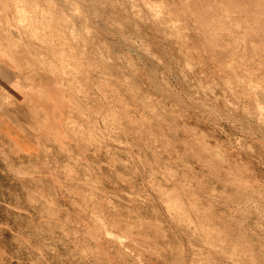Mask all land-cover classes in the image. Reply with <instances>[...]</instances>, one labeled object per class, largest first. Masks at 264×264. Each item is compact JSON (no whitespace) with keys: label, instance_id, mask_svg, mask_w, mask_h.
Masks as SVG:
<instances>
[{"label":"rangeland","instance_id":"obj_1","mask_svg":"<svg viewBox=\"0 0 264 264\" xmlns=\"http://www.w3.org/2000/svg\"><path fill=\"white\" fill-rule=\"evenodd\" d=\"M24 1L46 30L0 0V107L36 148L0 132V264H236L207 224L240 264H264V0H163L179 38L148 0ZM53 141L63 160L44 156ZM16 159L41 167L55 212L15 187Z\"/></svg>","mask_w":264,"mask_h":264},{"label":"bare ground","instance_id":"obj_2","mask_svg":"<svg viewBox=\"0 0 264 264\" xmlns=\"http://www.w3.org/2000/svg\"><path fill=\"white\" fill-rule=\"evenodd\" d=\"M149 5H151V10H153L154 14L156 15V17H158L161 22L164 24V26L169 29V34L171 33L174 36H178V38L180 36H182L180 31V28H178V21L179 19L177 17H174V11L172 12L171 10L168 9V5L165 1L163 0H148ZM23 2H25L24 0H18V14H19V21L22 23V25L24 27H26L27 29H29L30 31H32L35 36H41L40 33H44V31L46 30V27H41L37 24L38 19L35 18V16H38V12L36 10H34V12H32L31 9H29L26 6H22ZM135 4V3H134ZM150 7V6H148ZM33 9V8H32ZM6 10V9H5ZM30 13L29 16H27V13ZM35 13V14H32ZM153 14V16H154ZM228 14V13H227ZM231 14V13H230ZM228 14V15H230ZM3 15V14H2ZM3 21H5V17L3 16ZM16 18V17H15ZM140 18V17H139ZM157 19V20H159ZM230 19V18H229ZM251 20V19H250ZM37 21V22H36ZM170 21V22H169ZM160 22V21H159ZM180 22V21H179ZM181 23V22H180ZM4 27L6 28L7 31H10L7 23L4 22ZM236 27V25H234ZM11 27V26H10ZM18 27V26H17ZM142 27V26H141ZM162 28V27H161ZM1 30V29H0ZM184 30V29H183ZM21 31V30H20ZM166 32V31H165ZM188 32V31H187ZM4 33V32H3ZM83 34V33H82ZM167 34V33H166ZM184 34V33H183ZM141 36V35H140ZM143 36V35H142ZM216 36V35H215ZM230 36V35H229ZM169 37V36H168ZM184 37V35H183ZM213 37V36H212ZM218 37V36H217ZM5 39V38H4ZM191 39V38H190ZM178 41V40H177ZM188 41V40H187ZM240 41V40H239ZM182 42V41H181ZM11 43V42H10ZM192 43V42H190ZM54 44V43H53ZM226 44V43H225ZM16 45V44H15ZM236 45V44H235ZM11 46V45H10ZM14 46V45H13ZM228 47V46H227ZM160 58V57H158ZM64 59V58H63ZM62 59V60H63ZM61 60V59H60ZM65 62L67 64H69L67 61L70 62V58H66L64 59ZM161 60V59H160ZM74 61V60H73ZM158 61V60H157ZM230 64H233L235 62H237L236 58H233ZM65 63V64H66ZM83 63V62H82ZM187 63V62H186ZM86 64V63H84ZM52 66V65H51ZM64 68L67 67L68 65H63ZM76 66V65H75ZM245 67V66H244ZM187 68V67H186ZM54 70V69H53ZM249 70V69H248ZM57 71V70H56ZM68 71V70H67ZM241 78H243L244 76H239ZM246 77V76H245ZM249 81V80H248ZM84 83V82H83ZM206 83V84H205ZM204 83V88L206 89L207 92H211L213 94L216 93L215 90V85L212 82H205ZM230 83V82H229ZM250 83L252 85H258L259 82H257L254 78L250 79ZM81 84V83H80ZM85 84V83H84ZM248 85V84H247ZM200 87V86H199ZM232 92V91H231ZM240 93V92H239ZM227 102V101H226ZM263 104V103H262ZM257 105V103H256ZM260 106V105H259ZM264 106V105H263ZM252 107V106H251ZM261 107V106H260ZM259 107V108H260ZM244 108V107H243ZM261 109H259L260 111ZM262 111L264 112V110L262 109ZM154 114V113H153ZM79 122L72 120L71 124L77 126V130L81 129L80 123ZM70 126V125H69ZM80 133L83 131H79ZM88 137H90L91 140H94L93 135H88ZM44 145V144H43ZM52 147V149H51ZM49 148V149H48ZM44 150V156L49 157L50 153H53L56 157H58L59 159H62V152L60 149V146L58 145L57 142H54L51 144V146H47V148H43ZM22 156H25L26 153H21ZM12 156L15 157L14 154H12ZM238 157V156H237ZM63 160V159H62ZM2 164V163H0ZM15 164L19 167H23L26 168L29 171V174H27L26 172H23L26 174V176L20 178L19 176L13 175L11 181L15 184V187L19 190H21L20 193H22L25 190L28 191H34L35 193H37V198L38 197H47L50 200V208L46 207V212H48L49 214H52L53 212H55V210H57V206L54 205V203L51 200V193H53V191L51 190V184L47 181H41V183L37 186V184L39 183L33 176L32 173L34 171H38L41 167L38 166V164L32 160L28 161L27 166L21 162L20 159H16L15 160ZM54 164V163H53ZM64 167H66L64 165ZM90 177V175H89ZM4 180V178L0 175V183L1 181ZM190 184V182H189ZM41 187H43L44 189L48 190L50 192H46L44 190L41 189ZM38 188V190H37ZM19 193V192H18ZM19 193V202L23 201V196ZM54 205V206H53ZM115 205V204H114ZM174 205L177 207V212H178V216L179 217H187V213H184V210L182 209V206L180 205L179 202H174ZM253 205V204H252ZM255 206V205H254ZM175 209V208H174ZM9 210V209H8ZM246 211V210H245ZM256 211V210H255ZM5 213L10 214V210L8 212H6L5 210H2L0 212V219H5ZM14 218L17 219V222H19L18 226L19 228H23V229H28L29 230V225H20L21 222H28V218H26L21 212H17L13 214ZM204 227L206 228V230L209 232V236H211V240L216 244L219 245L223 248V250L231 257L234 259L236 264H240L239 262V256L241 255L238 250L236 248H233L234 245H229L228 242L226 241V239L220 237L219 235L215 234L213 232L212 227H210V225H204ZM34 233V232H32ZM217 236H219L218 239H215ZM218 240V241H216ZM46 245L49 249V251L51 253H53L54 255L57 254L59 251H61V248L58 244H56L55 242L53 243L52 239L48 236H46ZM12 247L15 249L16 253L18 255H20L21 258H23L24 256H33L34 254L30 252L29 248L24 245V244H12ZM178 255V254H177ZM198 256V255H197ZM203 264V263H201ZM205 264V263H204Z\"/></svg>","mask_w":264,"mask_h":264},{"label":"crops","instance_id":"obj_3","mask_svg":"<svg viewBox=\"0 0 264 264\" xmlns=\"http://www.w3.org/2000/svg\"><path fill=\"white\" fill-rule=\"evenodd\" d=\"M0 132L7 134V136L21 149V153H26L24 149L36 148V141L30 136L26 135V131L20 127L19 121H14L12 117L5 114L0 107ZM4 210V206L0 205V212Z\"/></svg>","mask_w":264,"mask_h":264}]
</instances>
